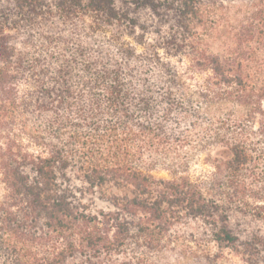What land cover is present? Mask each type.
Returning <instances> with one entry per match:
<instances>
[{
    "label": "trees",
    "instance_id": "1",
    "mask_svg": "<svg viewBox=\"0 0 264 264\" xmlns=\"http://www.w3.org/2000/svg\"><path fill=\"white\" fill-rule=\"evenodd\" d=\"M0 264H264V0H0Z\"/></svg>",
    "mask_w": 264,
    "mask_h": 264
},
{
    "label": "rangeland",
    "instance_id": "2",
    "mask_svg": "<svg viewBox=\"0 0 264 264\" xmlns=\"http://www.w3.org/2000/svg\"><path fill=\"white\" fill-rule=\"evenodd\" d=\"M203 157L199 158L198 163H196L195 165H193L191 171H190V175L191 177H198L203 173H207L210 171L209 167L207 166H203L201 164ZM154 176L157 179H169L168 175L163 172V171H156L154 173ZM95 204V209H109V206L101 203L97 200L94 201ZM231 226L232 228L235 230L236 233H244L248 230H257V226L255 223H250L249 221H242L239 218H233L231 220ZM191 227H193L191 225ZM191 227H188L187 225H182L179 226L176 230H174V233L172 234V238L174 237H179L178 239H176L178 242L181 241L182 246H185V250L184 251H194L193 249V243L191 242L192 238H190V234H191ZM178 251V250H177ZM180 251V250H179ZM209 251H218L214 246H210Z\"/></svg>",
    "mask_w": 264,
    "mask_h": 264
}]
</instances>
